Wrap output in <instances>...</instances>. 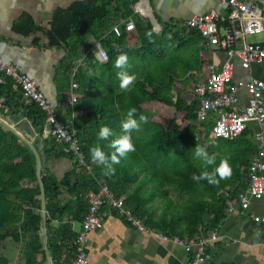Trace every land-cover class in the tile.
<instances>
[{
	"label": "trees",
	"instance_id": "trees-1",
	"mask_svg": "<svg viewBox=\"0 0 264 264\" xmlns=\"http://www.w3.org/2000/svg\"><path fill=\"white\" fill-rule=\"evenodd\" d=\"M137 1L82 0L67 10L59 11L46 26L50 46L64 44L73 59L89 50L90 45L86 42L88 35L98 38L109 54L106 63H95L94 73L82 77L80 101L75 106L69 105L65 116H59L68 120L74 112H85L76 118L84 163L77 161L74 171L61 182L47 177L42 171L47 196L49 250L54 264H70L76 252V233L70 223L63 231L53 223L65 214L82 222L89 208L86 193L98 191L102 182H107L118 195H126V205L147 226L181 238H201L211 231H218L227 214L229 201L234 200L240 191L248 190L249 165L257 148L250 144L247 134L236 140L219 139L221 155L215 159L216 165L222 160L228 162L231 168L228 178L220 179L216 185L206 180L190 182L193 174L199 175L203 170L202 165L195 164L197 159L194 158L197 142L200 141L196 139L199 127L195 123L197 116L193 104L188 105L180 97L174 100L163 90V84L152 83L155 78L150 72L135 68L127 71L135 75V86L130 92L121 91L117 74L124 69L116 68L115 60L123 52L121 45L127 39L126 32L129 30L122 25L123 34L117 36L112 30L117 24L114 16L116 12H124L125 17L131 16L132 5ZM114 2L117 7H114ZM165 24L166 36L169 34L178 38L180 33L187 31V27ZM174 28L178 30L174 32ZM136 30L144 36V50L164 51L158 44L160 40L151 23L137 20ZM149 32L152 33L151 39L147 35ZM190 32L188 34L197 35L195 30ZM88 53L89 58L94 57L93 51ZM69 70L70 65L64 67V72ZM133 88L137 90L133 91ZM152 100L175 106L177 112L186 110V118L190 121L188 126L180 128L176 117H173L170 129L161 123H153L155 129L152 130L147 118V122L141 124L147 133L145 136L141 133L137 136L136 131L131 133L136 150L127 156L131 157L130 165L120 163L115 166L114 175H104L102 168L92 162L89 149L98 144L110 153V142L123 134L121 122L127 111L136 108L138 119L140 114L145 115L142 105ZM89 109H92L91 113L86 112ZM8 113L14 118L27 115L39 134H44L45 112L34 102L26 103L20 85L5 76L0 83V114L5 116ZM104 126L109 127L113 134L108 140H98V132ZM53 142V147L57 149V141ZM59 150L61 155L74 156ZM78 167L82 169L78 170ZM237 181L240 183L233 191L225 190L227 185ZM171 188L181 194L188 192V198L183 202L177 201L171 196ZM64 194L74 197L65 199ZM105 209L106 206H103L101 211L105 213ZM8 238L22 244L18 264H47L42 245L41 193L36 176V159L28 145L0 123V264H10L1 245Z\"/></svg>",
	"mask_w": 264,
	"mask_h": 264
},
{
	"label": "crops",
	"instance_id": "crops-1",
	"mask_svg": "<svg viewBox=\"0 0 264 264\" xmlns=\"http://www.w3.org/2000/svg\"><path fill=\"white\" fill-rule=\"evenodd\" d=\"M79 1L82 0H0V59L14 63L24 73L37 81L39 88L55 108L58 117L65 116L68 106H75L80 101L82 93L79 90L82 88V77L89 73H94L96 70L95 63L103 64L107 62V60H100L96 43L100 42L102 48L107 51L108 49L94 35L86 37V42L90 45L89 50L82 52L75 59L71 58L70 52L64 44L50 46L49 33L46 27L48 22H51L59 11L67 10ZM137 3L145 8L144 13H139L135 10ZM114 7H117L115 2ZM132 8V15L128 17L124 16V12L115 13L114 17L117 24L121 25L120 27L122 25L126 26V23L131 20L136 23L137 20L139 22L143 21L144 24L151 23L155 35L160 40L158 44L162 45L164 51L160 49L155 51L154 49L144 50L145 39L142 32L135 31V29L129 30L126 32L127 39L121 45L123 50L121 53H126L129 57L128 65L123 71L127 72L130 68H135L140 71L145 70L147 73L150 72L153 78L155 76V79H152V83L163 84V90L173 96L174 100L180 97L188 105L193 104L197 116L195 123L199 127L196 131V139L200 141L197 142V146L203 148L215 159L219 158V155H221L219 139L225 138H217L212 132L218 115L211 113L206 121L200 122L198 120V110L201 107V101L195 94L194 87L206 78V69L209 64L214 63L216 69H221L225 60L228 59V55L225 49L208 44L197 30L189 29L187 21L195 15L205 14L212 10L218 11L225 16L229 8L223 5L220 0H138L133 3ZM165 23H172V26H177L178 28L187 27L186 33L182 32L179 34L182 40H180V37L177 38V36L172 37L169 34L166 36L164 32ZM177 30L174 28V32ZM190 30H195L197 35L188 34L191 33ZM253 35H255V40L251 41L248 38L250 42L254 44L264 42V33H254ZM188 44L197 45L194 58H197L203 66L193 67L189 65L191 63L189 59L187 61L174 60L172 57L167 59L169 47L174 50H181ZM90 51L94 52L93 58H89L88 52ZM233 62V84L239 86L238 97L240 106L243 107L249 98L246 88L247 82L251 77H264V61L253 63L249 69H244L241 66V59L238 56L233 58ZM181 63L189 65L187 67L188 74L190 78L194 79L189 87L182 85L181 76L176 74L178 64ZM69 65L70 70L64 72V67ZM161 70H164V72H161ZM170 73L176 74L177 83H167L169 78L172 81V76L167 75ZM75 84H77L76 87L74 86ZM133 89V91L137 90ZM147 89L151 91L149 86ZM73 96L78 97L77 102H72ZM142 109L151 122L150 127L152 130L155 129L152 126L153 123H161L166 129H170V119L173 117H176L177 123L181 126L180 128L187 127L190 122L186 118V110L177 112L175 106L165 105L157 100L144 103ZM91 111L92 109H89L86 112L91 113ZM84 113V111L74 112L72 116H68V120H62L60 117L59 119L70 123L77 130L79 137L80 130L76 127V118H80ZM3 117L17 127H19V119L25 117L34 126L33 120L25 114L19 118H14L8 113ZM262 128H264V125L251 123L244 132L247 134L250 144L257 148V152L259 150V142L256 139V133ZM35 132L36 136L33 137V141L37 145H43L47 155L43 166L47 177L61 182L74 171L77 161L84 163V159L81 161L79 156L75 154L73 157L61 155L58 144L56 145L57 149L53 147L55 138L47 122H45L43 135L39 134L36 127ZM137 133V136L140 133L144 136L147 134L143 128ZM243 134L236 139H240ZM81 153L84 156L82 151ZM75 157L77 160H75ZM130 161L131 157H127L122 159L121 163L130 165ZM195 164L200 166L201 162L197 159ZM80 169L82 167H78V170ZM189 181L195 182L191 179ZM239 183L240 181L229 184L225 190L233 191ZM105 184L107 182H102L100 187ZM107 185L109 186V184ZM188 187L189 185L186 183V188ZM114 192L118 197H125L126 202V195H118L116 191ZM64 195L65 199H73L74 197L71 194ZM171 196L177 201L183 202L188 198L189 193L184 192L181 194L177 189L171 188ZM225 212L227 214L219 225L218 231H216L218 237L215 240L210 238L211 232L215 231H211L207 236L201 237L208 239L206 251L211 253L212 257L198 264H264V222H259L255 219L256 216H264V200H252L250 207L245 211L239 209V203L237 202L235 212L229 213L227 210ZM68 223L72 225L77 236L82 222L75 221L68 214H65L60 220H56L53 225L55 227L60 226L63 231V228H66ZM76 223H79L78 227H76ZM161 233L162 231H157L156 234L139 231L130 225L117 211L111 210L106 205L105 214L103 215V226L91 231L88 235L86 243L88 257L85 264H188L192 259V253L198 248L195 242L201 238H181L193 244V251H188L186 244L172 240V235L170 234L171 238L164 240Z\"/></svg>",
	"mask_w": 264,
	"mask_h": 264
},
{
	"label": "built area",
	"instance_id": "built-area-1",
	"mask_svg": "<svg viewBox=\"0 0 264 264\" xmlns=\"http://www.w3.org/2000/svg\"><path fill=\"white\" fill-rule=\"evenodd\" d=\"M229 8L223 16L218 11L212 10L205 14L195 15L187 21L189 29L197 30L205 41L213 46L226 50L228 59L221 69H216L215 64L207 66L206 78L197 83L194 92L201 101L198 110V120L204 122L211 113L218 115L212 132L217 138L236 139L241 136L251 123L264 125V77H251L247 82L249 95L246 105L240 106L238 97L239 86L233 84L234 62L233 58L241 59V66L249 69L253 63L264 61V42L254 44L249 41V35L264 33V0H220ZM135 10L144 13L145 8L137 3ZM127 30L135 29L133 20L126 23ZM117 36L123 34L122 28L116 24L112 28ZM98 56L101 61L109 58L108 51L102 48L100 42L96 43ZM5 76L11 77L22 88L23 98L26 103H36L46 114V122L61 151L75 154L83 161L84 156L80 151L78 132L70 123L59 119L56 110L47 96L41 91L37 81L12 62L0 59V83ZM75 87L77 84L74 85ZM78 97L73 96L72 102H77ZM63 132V135L61 133ZM259 150L252 158L249 165V186L247 191H240L234 200L229 201L227 211L233 213L236 204L240 210H247L252 200H264V128L256 133ZM86 198L89 202L88 211L82 221L81 229L76 236V254L70 264H85L87 262L86 243L91 231L103 226L102 207L108 205L111 210L117 211L125 220L139 231L156 234V230L147 226L131 208L126 205L125 197H118L107 185H101L98 191H88ZM256 221L264 222V216H256ZM164 240H169V233L162 232ZM218 233L211 232L210 238L215 240ZM172 240L186 244L188 251H193V244L186 242L179 236H172ZM207 238L198 239L192 259L188 264L205 262L212 257L206 251ZM194 245V246H195Z\"/></svg>",
	"mask_w": 264,
	"mask_h": 264
},
{
	"label": "clouds",
	"instance_id": "clouds-1",
	"mask_svg": "<svg viewBox=\"0 0 264 264\" xmlns=\"http://www.w3.org/2000/svg\"><path fill=\"white\" fill-rule=\"evenodd\" d=\"M147 35L151 39L152 33L149 32ZM128 62V55L126 53H120L115 60V67L124 69L127 67ZM117 75L120 81L119 87L121 91L130 92L136 82L135 75H130L126 71H120ZM146 122L147 117L145 115L140 114L137 119V109L131 108L127 111L126 117L121 122L123 134L112 140L109 144V148L111 149L110 153L105 152L98 144L89 149L92 162L102 168L104 175H114L116 171L115 166L119 165L122 159L127 158L130 153L136 150L131 133L133 131H140L141 123ZM112 134V130L109 127H101L98 132V140H108ZM61 135H63V132ZM194 158L201 162L203 168L199 175L193 174L191 177L197 183L201 180H206L209 184L216 185L220 179L228 178L231 175V168L226 160H222L219 165H216L215 157L209 155L207 151L199 146L195 149ZM210 167H212L211 171H209Z\"/></svg>",
	"mask_w": 264,
	"mask_h": 264
},
{
	"label": "water",
	"instance_id": "water-1",
	"mask_svg": "<svg viewBox=\"0 0 264 264\" xmlns=\"http://www.w3.org/2000/svg\"><path fill=\"white\" fill-rule=\"evenodd\" d=\"M0 123L14 134H16L33 152L36 159V176L40 186L41 193V235L42 245L46 252L47 264H54V259L49 250V231H48V212H47V196L46 187L42 175L44 162L47 159L43 145H37L33 141V137L36 136L35 127L32 122L25 117H21L18 121L19 127L9 122L5 117L0 114Z\"/></svg>",
	"mask_w": 264,
	"mask_h": 264
},
{
	"label": "rangeland",
	"instance_id": "rangeland-1",
	"mask_svg": "<svg viewBox=\"0 0 264 264\" xmlns=\"http://www.w3.org/2000/svg\"><path fill=\"white\" fill-rule=\"evenodd\" d=\"M187 37H189V36H187ZM249 39L251 41H254L255 35L250 34ZM196 51H197V45L196 44H190V45L188 44L186 47H184L181 50H174L173 48L169 47L168 51H167L169 56L167 57V59L170 57H172L174 60L175 59H181V60L187 61L189 59V61L191 62V63H189V65H191L193 67H199L201 65L203 66V64L200 63L197 58H194V53ZM189 65H187V64L184 65L182 63L178 64L177 73H176L178 76H181V79L183 81L182 85L184 84L188 87L190 86L191 81L193 82V80H194V79L190 78V76L188 74L189 72L187 71V69H188L187 67ZM154 72H157V71H154ZM161 72H164V70H161ZM176 74L175 73L167 74V75L172 76V81H171V78H169V79H167V83L168 82L177 83ZM186 74H188V75H186ZM193 75L195 76V74H193ZM154 78H155V76H154ZM75 160H77L76 157H75ZM78 226H79V223H76V227H78ZM1 245L3 246V253L10 259V264L20 263V261H21V257H20V251L21 250L20 249L22 246L21 243H17L14 240L8 238L4 242H1Z\"/></svg>",
	"mask_w": 264,
	"mask_h": 264
}]
</instances>
